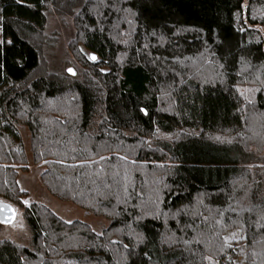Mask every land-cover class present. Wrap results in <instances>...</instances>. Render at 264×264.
<instances>
[{
	"label": "trees",
	"instance_id": "16d2710c",
	"mask_svg": "<svg viewBox=\"0 0 264 264\" xmlns=\"http://www.w3.org/2000/svg\"><path fill=\"white\" fill-rule=\"evenodd\" d=\"M24 131L45 189L110 226L25 206L0 264H264V0H0L12 206Z\"/></svg>",
	"mask_w": 264,
	"mask_h": 264
},
{
	"label": "rangeland",
	"instance_id": "374dc122",
	"mask_svg": "<svg viewBox=\"0 0 264 264\" xmlns=\"http://www.w3.org/2000/svg\"><path fill=\"white\" fill-rule=\"evenodd\" d=\"M247 2V0H245ZM62 30V28H61ZM63 32V31H62ZM64 35V34H63ZM64 41V37H62ZM67 43L66 41L57 44L54 49V55L52 57L53 64L52 68H57V66L63 64L67 58L66 49ZM80 51H84L87 54L89 52L85 51L82 47H80ZM66 54V56H65ZM69 54V53H68ZM65 57V58H64ZM62 62V63H61ZM69 67H67L68 69ZM73 69V68H72ZM74 74L76 75L75 69H73ZM24 135V143L26 147V151L29 155V169L28 171H21L18 177V183L20 188L27 193L26 197L23 199V206L13 205L16 211V219L12 224L5 225L0 223V240H9L18 245H22L25 247H31L33 243V231L25 218V206L29 207L32 204H42L50 208L57 216H59L63 221L69 223L81 221L92 227V229L97 233H102L105 229L110 226V222L101 217H97L93 214H87L86 211L79 206L75 205L71 202H64L55 197H53L43 186L41 182V174L44 169L39 166H35L31 161V152H30V143L29 136L27 131L23 132ZM21 170V168H20ZM6 202L5 200L0 199V202ZM24 201L28 203L25 204ZM239 236L237 233H231L229 235L228 240L233 243H238L237 240ZM234 243V244H235ZM242 249V248H241Z\"/></svg>",
	"mask_w": 264,
	"mask_h": 264
},
{
	"label": "water",
	"instance_id": "95a60500",
	"mask_svg": "<svg viewBox=\"0 0 264 264\" xmlns=\"http://www.w3.org/2000/svg\"><path fill=\"white\" fill-rule=\"evenodd\" d=\"M15 219H16L15 208L11 204L1 201L0 202V223L9 225V224H12L15 221Z\"/></svg>",
	"mask_w": 264,
	"mask_h": 264
},
{
	"label": "snow or ice",
	"instance_id": "6c2138e0",
	"mask_svg": "<svg viewBox=\"0 0 264 264\" xmlns=\"http://www.w3.org/2000/svg\"><path fill=\"white\" fill-rule=\"evenodd\" d=\"M90 59H92L93 61H95V60H96V57L93 55V56L90 57ZM67 71H68L69 73L74 74V71H73L72 68H68ZM141 111H142V112H145L144 109H141ZM145 114H147V113L145 112ZM24 203L27 204L28 202H27V201H24ZM68 222L70 223V221H68Z\"/></svg>",
	"mask_w": 264,
	"mask_h": 264
}]
</instances>
